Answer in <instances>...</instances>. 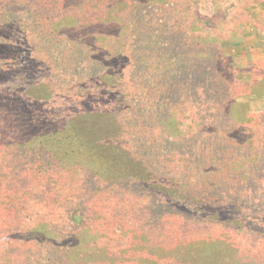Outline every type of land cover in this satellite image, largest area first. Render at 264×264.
<instances>
[{
    "label": "rangeland",
    "instance_id": "rangeland-1",
    "mask_svg": "<svg viewBox=\"0 0 264 264\" xmlns=\"http://www.w3.org/2000/svg\"><path fill=\"white\" fill-rule=\"evenodd\" d=\"M0 264H264V0H0Z\"/></svg>",
    "mask_w": 264,
    "mask_h": 264
},
{
    "label": "trees",
    "instance_id": "trees-1",
    "mask_svg": "<svg viewBox=\"0 0 264 264\" xmlns=\"http://www.w3.org/2000/svg\"><path fill=\"white\" fill-rule=\"evenodd\" d=\"M194 211H195V208L194 207H191Z\"/></svg>",
    "mask_w": 264,
    "mask_h": 264
}]
</instances>
